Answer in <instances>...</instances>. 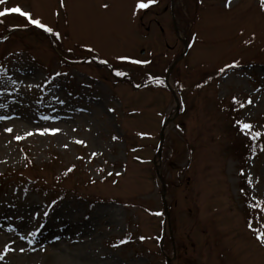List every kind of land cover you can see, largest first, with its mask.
Here are the masks:
<instances>
[{"label": "rangeland", "instance_id": "rangeland-1", "mask_svg": "<svg viewBox=\"0 0 264 264\" xmlns=\"http://www.w3.org/2000/svg\"><path fill=\"white\" fill-rule=\"evenodd\" d=\"M138 2L0 4V264H264V4Z\"/></svg>", "mask_w": 264, "mask_h": 264}, {"label": "snow or ice", "instance_id": "snow-or-ice-1", "mask_svg": "<svg viewBox=\"0 0 264 264\" xmlns=\"http://www.w3.org/2000/svg\"><path fill=\"white\" fill-rule=\"evenodd\" d=\"M6 0H0V4H3L5 3ZM156 2V0H148V2H144V0H139L138 4H137V8L138 9H148L149 7L152 6V4H154ZM61 3L63 4V0H61ZM231 3V0H229V4ZM261 3L264 4V0H261ZM105 7H108L107 5H105ZM9 12H12V13H19L21 16L25 17L28 21L29 24L31 25H34L36 26L37 28H41V29H44L47 33H50L52 34L53 36L55 37H59L60 36V33L59 32H55L53 30L52 27L50 26H47L45 23H43L40 19H34L33 18V15L31 12L29 11H24L22 10L19 6L17 7H13L11 9H5L3 12H0V16H4V15H7ZM122 59H127V58H122ZM104 63H107V61H103ZM132 63H136V64H141V63H144V64H147V63H150V61H139V60H134L132 61ZM237 65H229V67H236ZM221 71H224V69H221ZM116 75H124V73L122 72H119L117 71L116 72ZM160 83H163V81H160ZM139 87V85H137ZM236 103L240 104L241 107H245L246 105L242 104L239 100H236ZM252 103V100L249 99L247 101V104H251ZM241 124V127L242 129L246 130L247 132H250L251 129L253 128V125L252 124H249V123H244L243 121L240 122ZM8 132H12L13 130L11 128H8L6 129ZM53 133L55 132H58L60 131L59 129H54L52 130ZM34 133H31L29 132L28 135H33ZM42 134H45V133H42ZM257 136L261 135V133H257L256 134ZM25 137L23 136H17V139H24ZM253 139H255V137H253ZM77 143H80V144H84L85 142L84 141H77ZM93 155H96V153H93ZM71 171V169H70ZM102 171V169H101ZM117 175H119V173H116ZM109 175H112V173L110 172ZM157 215H161L160 213H157ZM256 232L259 233V236H258V239H259V242L261 244H264V232H262L260 229H256L255 230ZM33 235H35V233H33ZM127 241H121V243H126ZM114 246H118V245H114ZM24 249H20V251H23ZM4 257L3 256H0V260H2Z\"/></svg>", "mask_w": 264, "mask_h": 264}]
</instances>
